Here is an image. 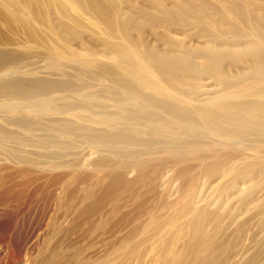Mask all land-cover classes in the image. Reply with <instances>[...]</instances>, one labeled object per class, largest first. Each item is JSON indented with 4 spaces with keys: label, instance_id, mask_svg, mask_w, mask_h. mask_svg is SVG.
<instances>
[{
    "label": "bare ground",
    "instance_id": "bare-ground-1",
    "mask_svg": "<svg viewBox=\"0 0 264 264\" xmlns=\"http://www.w3.org/2000/svg\"><path fill=\"white\" fill-rule=\"evenodd\" d=\"M15 32L30 46L7 35ZM84 35L101 50L72 48ZM0 44L15 48H0V176L19 182L28 201L44 200L52 242L41 256L49 264H87L88 183L111 174L116 188L134 174L160 188L176 178L193 190L199 161H208L199 176L221 179L216 203L189 194L174 217H185L184 229L157 245L136 241L131 263L228 264L246 242L255 244L246 264L264 258V150L234 143L264 142L262 3L0 0ZM195 142H214L212 153ZM82 165L98 176L74 171ZM155 166L161 174L153 178L145 170ZM12 240L0 236V264H29Z\"/></svg>",
    "mask_w": 264,
    "mask_h": 264
},
{
    "label": "rangeland",
    "instance_id": "rangeland-1",
    "mask_svg": "<svg viewBox=\"0 0 264 264\" xmlns=\"http://www.w3.org/2000/svg\"><path fill=\"white\" fill-rule=\"evenodd\" d=\"M225 1L229 2L231 0ZM257 2L264 5V0H257ZM202 14H205V12L202 11ZM7 35H9L10 38L17 40L21 45L30 46L27 38L20 32H15L14 34L8 33ZM76 35L79 36V33ZM90 38L91 37L86 35H84L82 38L80 36V38L77 40V43H72V48H76L80 51L83 49L81 46L84 45V48L101 50L96 40L92 42ZM2 47L11 51L15 50V48H12V46H0V48ZM30 60L36 61L40 59L38 57H34ZM29 67L40 69L41 65L40 63H33ZM74 143L75 146L78 147L92 146V144H88L87 142ZM195 143L200 149H204L210 154L212 153L214 142ZM234 143L241 147L259 146L261 150H264V147L262 146L264 145V142L255 141ZM201 154H204V152ZM87 156L88 154L85 155L84 158ZM207 162L208 161H199L198 163H193L196 168V176L198 180V185L196 188L194 187L193 190H190V188L186 186H184V189V187H182V181L176 180V178L169 180L168 184L165 183V185L160 188L158 185H155L153 180L150 178L149 180L147 178L144 180H136L134 174L132 177H128V184L124 183L121 186H117L116 188L111 187L113 185V182H111V174L106 175L105 178L108 176L110 177L106 178V180L104 179V181H101L102 183H96V181L88 183V199L86 202V243L84 242L85 254H87V264H92V261L96 258H99V261L102 262L101 264H108L109 262V264H120L126 260V263H131L134 260V255L129 254V251L136 241L142 240L140 243H145L143 240H146L147 242L145 243V246H149V244L153 242L155 243H153V245H157L161 243L163 239L170 236L172 232H175L177 227L184 229L186 226L185 217H183V215L178 218L174 217L176 216L177 211H182V204L184 201L189 200L190 195L192 198L199 197L198 200L201 201L203 199V201H205L203 203L208 204L209 202V204L214 205L216 203L214 200L217 199L216 185L219 184L221 179L216 177L210 182H207L203 179V177L198 175L200 167L206 165ZM170 163H168L167 166ZM156 166L149 167L145 170V172L150 173L153 178H155V176L158 177L159 174H161V170H157ZM74 171L80 173L86 179H93L98 176L96 173L87 171L84 165H82L80 168L74 169ZM7 181L8 180L6 178L3 179V177L0 176V234H8L12 237V241L14 243H21L22 249H24L23 251L26 253V256H28L30 260L32 259L29 264H49L51 259L48 260L45 259L44 256H41L43 255L45 249H47V245L52 242L50 236L46 235L44 231V223L46 222L45 213L43 212L42 208L44 200L37 199L36 202L35 200L32 202L28 201L26 194L22 190L23 187L18 184L19 182ZM157 188L159 189L157 190ZM261 188L262 190H260L258 196H261L264 193V185H261L260 189ZM12 189H14V191ZM236 195L237 194H234L233 196ZM161 204H167V207H172H170L168 210H163L160 212V210H158V206ZM215 208L213 207V210ZM188 238L189 237L187 235L186 229L184 230V234L181 237L182 240L178 239L179 241L177 240L173 243L174 250L180 252L182 246L188 241ZM74 242L75 241H72L73 244ZM73 244L72 246H69L70 248H68L67 251L70 255H74L78 251L76 247L77 245L75 246ZM245 244L247 246L246 249L244 247V250L241 251L238 258L235 260H230L228 264H246L248 262L250 258L249 255L251 256L253 254L250 252L254 251L255 244L248 242ZM29 246L32 248L28 250ZM154 247H156V250L158 249L157 246ZM141 248H144V245L141 246ZM147 254L149 255L143 258V263L145 262L144 259L147 260L155 255L154 253L152 255L151 252ZM257 264H264V258L261 259Z\"/></svg>",
    "mask_w": 264,
    "mask_h": 264
}]
</instances>
